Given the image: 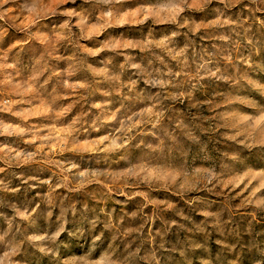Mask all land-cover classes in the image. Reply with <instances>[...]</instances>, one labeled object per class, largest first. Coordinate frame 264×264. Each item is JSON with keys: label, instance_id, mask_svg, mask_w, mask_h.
I'll use <instances>...</instances> for the list:
<instances>
[{"label": "rangeland", "instance_id": "374dc122", "mask_svg": "<svg viewBox=\"0 0 264 264\" xmlns=\"http://www.w3.org/2000/svg\"><path fill=\"white\" fill-rule=\"evenodd\" d=\"M164 2L125 0L113 9L123 13L118 21L102 18L107 9L95 0H9L0 6V13H4L0 19V121L26 129L23 134L0 135V180L9 189H20L6 191L0 186V212L11 216L13 206L23 211L39 205L32 225L25 226L26 234L48 238L65 219L72 225L71 212L66 217L61 215L64 206L87 205L110 213L112 224L120 231L142 230L145 240L135 244L146 257L144 264H155L151 260L153 249L160 264H264V213L247 203L249 198L264 199V188L252 195L258 187L256 181L249 184L245 180L239 187L210 185L208 189L201 187L199 191L184 193L176 188L149 190L142 185L140 190L149 191L150 199L161 201L157 205L146 203L141 197L129 200L118 195L116 188L122 180L115 176L127 169L125 160L114 157L110 164L93 160L89 165L95 145L88 142L120 127L117 121H108L105 116L117 109L132 116L150 108L145 97L159 91L146 86L142 73L129 65L138 63L149 72L157 68L178 72L172 56L187 45L189 53H206L205 59L210 60L208 68L219 69L217 75L226 79L208 77L201 70L203 79L197 82L195 67L202 62L197 59L188 76L177 77L176 87L169 86L168 92L183 91L185 95L177 100H163V124L173 139L165 141L167 147L154 158V163L167 169L174 180L190 184L202 175L191 167L199 151V145L189 139L194 135L207 145L217 162L227 159L225 153L236 157L223 175L224 180L246 171H264V144L259 143L264 139V27L259 26L264 12H256L253 22L245 7L248 0L231 9L212 0L203 9L193 8L185 13L196 23L207 25L223 10L237 24L247 21V36L243 30L238 34L234 26L219 30L202 28L192 35L186 29L153 24L151 20L143 25L136 23L141 19V7H159ZM33 5L35 12L28 14L25 7ZM82 20L86 21L83 26ZM173 32L179 34L172 36ZM221 35L229 39H218ZM112 43L123 46L116 51L100 50ZM145 44L149 46L141 50ZM109 76L120 79L117 82ZM132 81L137 82L136 99L128 100L124 97ZM94 104L101 107L94 108ZM94 123L98 131L93 128ZM140 128L151 130V125H140L133 132ZM139 139L137 136L132 144ZM77 146L79 151L66 150ZM13 151L38 155L24 163L12 159ZM127 157L140 162L146 154L132 147ZM69 159L80 162L82 168L94 175L79 180L69 175L67 186L59 187L63 179L60 163ZM184 165L189 166L188 171L183 170ZM21 176L34 179L24 184ZM44 180H51L52 185L41 183ZM50 191L52 204H46L44 197ZM204 212L217 213L223 227L213 228L215 217L202 215ZM132 235L139 236L141 232ZM41 245L51 247L57 254H40L37 248ZM117 247L123 251L119 241ZM85 253L87 244L65 234L55 244L48 239L26 242L18 258L21 264H75Z\"/></svg>", "mask_w": 264, "mask_h": 264}, {"label": "clouds", "instance_id": "9594fccd", "mask_svg": "<svg viewBox=\"0 0 264 264\" xmlns=\"http://www.w3.org/2000/svg\"><path fill=\"white\" fill-rule=\"evenodd\" d=\"M9 0H0V6L4 3H8ZM98 5L104 6L107 10L103 12L102 18H111L118 21L119 16L123 13L119 9L113 11L116 5L123 4L125 0H95ZM219 4L224 6V9H231L236 5L244 3V0H218ZM212 3V0H165V2L159 7L145 8L141 7L139 9V14L141 19L136 21L138 24H147L149 20L153 24L157 25H174L177 29H186L188 33L196 35L202 28H216L225 29L226 26H234L233 30L237 33L243 30L245 36L250 31V28L245 29L244 24L247 21L241 20L239 24L232 20L230 17L224 14L221 10L220 14L207 25L196 23L186 17L185 13L193 8L203 9L207 4ZM250 13V19L253 22L255 20L256 12H264V0H248L245 4ZM35 6L25 7V11L28 14L35 12ZM4 13H0V19H3ZM86 23L85 20L81 21L83 26ZM259 26L264 27V21H259ZM179 32H173L172 36L178 35ZM171 39V38H167ZM221 40L229 39L227 35H221L218 37ZM152 46L158 47L159 44L155 42ZM123 45L112 43L105 44L102 49H108L110 51H116L118 47ZM135 47L138 45H128ZM149 45L145 44L141 46V50H145ZM207 54H195L189 53L188 46L186 45L178 53L172 56V59L177 62L179 71H173L172 68H167V71L162 69H154L149 72L142 68L138 63H131L130 68L137 70V72L142 73L141 78L146 86L151 89H159V91L154 96L145 97L146 100L150 101V108H144L140 112L133 113L132 116H128L126 112L121 113L120 109L116 112L109 113L105 116L108 121H117L120 125L116 128L114 132L101 136L98 140L89 141L88 143L94 144L95 147L91 149L93 156L89 157L88 162L91 166L93 160L97 163L104 161L110 164L114 157L125 160L128 165L125 171L116 174V180H122V185L116 188L118 195L126 196L129 200L136 197H141L146 203L160 204L161 201L152 200L149 198V191L140 190L141 186H145L146 189H157L164 188L165 190H171L176 188L180 193L184 192H196L200 188L208 189L211 185L213 188L216 186H224L231 184L235 187H239L240 183L245 180L249 184L256 181L258 187L253 189L252 195L259 191L260 188H264V171H246L242 175L233 176L231 179L224 180L222 177L228 171L229 164L232 160H235L234 155L229 156L228 153L224 154L227 159H222L217 162L213 157L212 153L207 150V145L200 142L199 138L192 135L189 139L193 140L199 145V151L195 156L192 164L193 170H198L202 175L193 179L190 184H183L179 181L173 179L172 174L165 168L160 167L154 163V158L163 153L167 147L165 141L173 139L168 133L167 128L164 126L163 121L165 117V107L163 105L164 99H180L185 95V92L181 91L178 94L168 92V88L171 85L176 87L178 84L177 77L188 76L189 72L192 70V65L196 63L199 59L202 62L197 64L195 67V77L197 82L203 79L201 75V70H204V75L208 77L215 76L216 79H226V77H221L217 75L216 71H212L208 68L210 63L209 59H205ZM191 60V63H190ZM107 71L106 69L104 70ZM108 79L119 81V76H109ZM136 81H132L131 85H127L129 88V93L125 95V99L135 100V85ZM193 88L196 87L195 84L192 85ZM167 92V96L164 93ZM191 93H188L190 95ZM94 108H99L101 105L94 104ZM123 117V118H120ZM99 119V117H98ZM247 119V118H244ZM243 123V119L240 120ZM151 125V130L147 128H140L139 132H133V129L138 128L140 125ZM185 127V126H182ZM93 128L98 131L99 127L94 123ZM0 135H13V134H23L26 129L24 128H13L11 125H5L0 121ZM139 136L140 139L132 144V141L136 140ZM145 137H154L153 141H147ZM44 141H49V137H41ZM228 139H235V137H229ZM238 143H241L238 141ZM259 143L264 144V139H261ZM135 147L142 149L146 154V159L140 162H134L127 157V153L130 148ZM246 147H251V145H246ZM2 150V149H0ZM67 151H79V147L67 148ZM11 151V150H10ZM38 155L37 152H12V159L16 161H22L27 163L35 159ZM83 160V157H81ZM206 165V167L197 168L196 166ZM219 165V170H218ZM184 171H188L189 166H182ZM61 173H63V179L60 180L57 186L66 187L68 184V176L71 175L74 180H79L85 176H92L94 173H90L87 168H82L81 163L77 162L75 159H69L67 163H60ZM22 183L27 184L29 179H34L29 177L24 179L20 177ZM91 182V181H87ZM43 184L52 185L51 180L41 181ZM0 186L4 187L6 191H19V188L9 189L4 185V182L0 180ZM31 187V185H30ZM128 189V191H124ZM55 189L52 188V191ZM77 190L78 189H70ZM109 188V191H112ZM44 201L46 204H52L51 191L48 192ZM248 204L253 205L254 209L258 212L264 213V199L253 200L249 198L247 200ZM37 208L28 210L25 208L23 211L19 208L13 206V215L9 216L5 212H0V264H21L18 258L21 255L22 249L25 243H30L37 239L45 240L48 239L52 244H55L57 240L62 235H67L70 239L76 241H82L88 245V253L78 259L75 264H144L146 257L141 254L139 245L135 244V241H144L145 237L142 234V230L129 229L127 231H120L116 228L110 219V213H106L104 209H90L87 205L81 208H77L74 204L66 205L61 210V215L66 217L68 212L72 215V225L69 226L67 220L65 219L62 223L61 228L51 237H36L26 234V227L31 226L33 223V218L37 214ZM40 211H46L41 209ZM104 214V218H101V214ZM50 214V212H49ZM133 216L136 213H132ZM202 215L207 217H215L212 222V227L222 228L220 217L217 213L204 212ZM140 231L141 235L133 237L132 233ZM152 234L149 233L147 239H151ZM110 237V239H109ZM123 246V251H119L117 247V242ZM40 254L44 256H55L57 253L51 248L41 245L37 248ZM90 253H97L95 256H91ZM151 260L155 261V264H160V259L155 255V249L152 250Z\"/></svg>", "mask_w": 264, "mask_h": 264}]
</instances>
